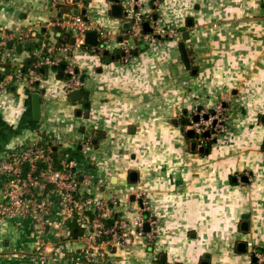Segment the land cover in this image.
<instances>
[{
    "label": "crops",
    "instance_id": "obj_1",
    "mask_svg": "<svg viewBox=\"0 0 264 264\" xmlns=\"http://www.w3.org/2000/svg\"><path fill=\"white\" fill-rule=\"evenodd\" d=\"M113 2L0 0L3 28L17 24L22 31L55 33L58 23L50 22L78 7L87 8V18L112 35L105 57L85 46L72 51L87 99L67 93L62 67L48 66L35 90L24 79L9 80L8 90L0 93V156L36 139L41 130L52 141L57 164L60 156L76 160L89 193L108 198L120 193L121 185L123 193L145 192L157 218L155 239L149 244L135 235L112 252L107 264H259L251 248L264 253V0H160L162 25L180 34L138 42L129 62L106 61L107 55L119 54V33L131 25L125 13L112 12ZM27 55L19 50L9 69L25 64ZM36 91L39 119L32 109ZM221 91L230 95L229 133L193 150L181 111L195 102L213 105ZM84 137L90 138L85 150ZM131 171L137 172L136 180ZM3 189L0 176V201ZM131 195L113 205L116 214L135 211L128 209ZM47 218L44 260L31 217L6 216L0 224V264H85L82 228L74 221L63 224L55 205Z\"/></svg>",
    "mask_w": 264,
    "mask_h": 264
},
{
    "label": "built area",
    "instance_id": "obj_2",
    "mask_svg": "<svg viewBox=\"0 0 264 264\" xmlns=\"http://www.w3.org/2000/svg\"><path fill=\"white\" fill-rule=\"evenodd\" d=\"M159 1L152 0L145 11L141 9L145 0H123V10L131 25L129 29L119 33L121 60H132L136 44L133 45V40L137 44L151 43L160 37L172 38L180 34L178 29L162 25L157 12ZM66 15H69L68 18H65ZM66 15L61 21L55 20L50 24L58 23L75 37V42L66 40L58 45L42 43L31 51L25 48L26 43L31 40L29 31H22L17 24L10 28L0 27V60H15L19 52L17 43H21L27 51V58L31 59L29 65H18L0 79V93L8 90L9 80L12 79H24L35 90L41 79L43 66L62 67L67 93L83 89L85 79L75 63L72 53L74 47L85 46L91 52L105 57L110 51L106 41L112 35L97 27L86 14L79 12ZM146 20L149 21L151 30L145 29ZM94 29L100 34V39L96 44H89L85 41V36ZM229 100L230 95L221 91L213 105L195 102L190 108L181 111V116L186 121L183 124L184 130H193L190 139L196 142L197 147H206L229 133ZM38 133L36 139L6 149L0 156V176L4 177L0 224L6 216H30L36 231V244L44 260L48 250V240L45 237L47 215L53 205L56 206L63 224L69 225L70 221H75L82 228L80 236L85 244L81 248V255L85 264H107L112 252L124 247L135 235L143 237L149 244L152 243L156 236L157 218L152 213L151 204L143 190L133 189L126 193L128 196L135 195V199L128 203V209L135 210L133 213L129 216L116 214L113 205L119 204L121 194L113 193L107 198L89 193L82 187L83 182L76 170V160L69 155L60 156L57 164L52 141L44 139L41 130ZM89 142L90 138L84 137L80 141L81 148L85 150ZM85 177L88 182L92 176ZM39 193L42 194L41 197ZM146 222L150 225L149 229L145 228ZM251 252L256 255L257 262L263 264L264 253L255 247L251 248Z\"/></svg>",
    "mask_w": 264,
    "mask_h": 264
},
{
    "label": "water",
    "instance_id": "obj_3",
    "mask_svg": "<svg viewBox=\"0 0 264 264\" xmlns=\"http://www.w3.org/2000/svg\"><path fill=\"white\" fill-rule=\"evenodd\" d=\"M77 1H79V0H77ZM84 1H86V6H87L91 0H84ZM112 1H114L111 4V10H112V12L114 14H116V15L123 14L124 13L122 11V8H123V3L122 2H123V0H112ZM79 12H81L83 14H86L87 8H84V9L80 10L78 7H76L72 11V14H76V13H79ZM68 16L69 15H66L65 18H68ZM60 21H61V19H60ZM144 27H145L146 30H151L152 29L150 27V25H149V21H147V20L144 21ZM55 28L58 29L59 28V25L57 24L55 26ZM60 34H61V32L58 31V35H60ZM187 36H188V33L187 32H184L183 33V38L185 39V38H187ZM64 38L67 39L68 37L65 36ZM97 38H98V32H97V30L94 29V30H90V31H88L86 33L85 41L87 43H89V44H96L97 41H98ZM69 40L71 42H75V37L72 36V37L69 38ZM181 49H182V53H183V56H184L185 63L187 64L188 67H190L191 66V61H190V58H189V55H188V51H187V47H186L185 42H182L181 43ZM118 57H120V54L110 55V56L107 55L106 61H110L111 59H115V58H118ZM60 74H63V70L60 71ZM71 96L73 97V99H82V98L87 99L88 98V93L84 92L82 89H78V90L72 91L71 92ZM85 106L86 107H89V102L88 101L85 102ZM32 109H33L34 117L36 119H39L40 116H41V96H40V92L39 91H36V92H34L32 94ZM185 122H186L185 119H182V123L184 124ZM187 134L189 136H192L193 135V130H191V129L188 130L187 131ZM98 137H99V133H96V136L93 139V142L94 143H96L98 141ZM197 148L199 150H204L205 149V147H203V146L197 147L196 142L195 141H192L191 142V149L196 150ZM130 178H131V180H136L137 179V172L136 171H131L130 172ZM243 179L246 180L247 177L244 176ZM131 198L132 199H135V195L132 194L131 195ZM247 226H248V222L246 220L243 221L242 222V228H246L247 229ZM145 228L146 229H149L150 228V225H149L148 222L145 223ZM242 244H245V243H242ZM164 257H165V255L163 254L162 255V258H161V261L162 262H164V259H163ZM254 260H257V257H254ZM201 264H208V261L203 260L201 262ZM263 264H264V261H263Z\"/></svg>",
    "mask_w": 264,
    "mask_h": 264
},
{
    "label": "trees",
    "instance_id": "obj_4",
    "mask_svg": "<svg viewBox=\"0 0 264 264\" xmlns=\"http://www.w3.org/2000/svg\"><path fill=\"white\" fill-rule=\"evenodd\" d=\"M58 31L61 32L60 35H58ZM29 32H30V35H31V40L29 42H27L26 45H25L26 46L25 48L28 51H31L32 49H35V48L39 47L42 43H45L47 45H58V44H61V43L66 41V39L64 38L65 36H70V33L68 31L62 29L61 27H59L58 29H55V33H50L47 30H39L36 33H34L33 30L29 31ZM139 44L134 47V50H136V47H139ZM16 47L19 50H24L25 49L21 45V43H17ZM108 53H110V51H108ZM30 60H31L30 58H27V61H26L25 65H29L31 63ZM46 67H48V66L41 67V72L44 73ZM1 68H4V70H1ZM9 68H10V63L2 62V60H0V79L3 78L9 71L13 70L15 67H13V69H9ZM71 231L75 235L79 234V230H78L77 227H74V226L72 227L71 226Z\"/></svg>",
    "mask_w": 264,
    "mask_h": 264
},
{
    "label": "rangeland",
    "instance_id": "obj_5",
    "mask_svg": "<svg viewBox=\"0 0 264 264\" xmlns=\"http://www.w3.org/2000/svg\"><path fill=\"white\" fill-rule=\"evenodd\" d=\"M48 68H49V67H46V69H48ZM74 156H76V155H74ZM79 158H81V157H79ZM117 188H118V187H117ZM124 188H125V187L121 185V186H119V188L117 189L118 192H120V194H121V203L125 202V201L127 200V198H128V196L126 195V193H125V194H122Z\"/></svg>",
    "mask_w": 264,
    "mask_h": 264
}]
</instances>
